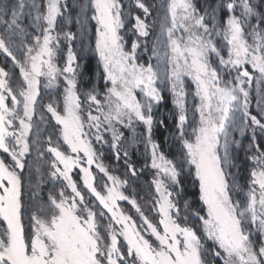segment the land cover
Here are the masks:
<instances>
[{
  "label": "snow or ice",
  "instance_id": "1",
  "mask_svg": "<svg viewBox=\"0 0 264 264\" xmlns=\"http://www.w3.org/2000/svg\"><path fill=\"white\" fill-rule=\"evenodd\" d=\"M0 54V264H264V0H0Z\"/></svg>",
  "mask_w": 264,
  "mask_h": 264
},
{
  "label": "trees",
  "instance_id": "2",
  "mask_svg": "<svg viewBox=\"0 0 264 264\" xmlns=\"http://www.w3.org/2000/svg\"><path fill=\"white\" fill-rule=\"evenodd\" d=\"M127 1V0H126ZM217 2V0H207L208 4H215ZM149 4H159V0H148ZM205 4V0H197V6L201 7L202 5ZM78 11V10H77ZM139 13V12H137ZM155 15V12L153 13ZM75 16V13H73V17ZM219 19V16H218ZM27 23V21H26ZM70 29L74 32H76V29L74 26H69ZM78 44V43H77ZM75 48H77V45L74 46ZM82 55V54H81ZM85 55V54H84ZM81 64L82 66H86L85 71H84V78L85 80H91L93 83H95V65L94 62L88 58H86V55L83 57V59L81 60ZM0 66H5L8 69H11V62L10 60H8V58H6L3 54H0ZM15 75L16 77H18V70H15ZM251 108L250 110L252 111L253 114H256V105H255V96H254V87L252 88V92H251ZM47 102V95L45 96V101ZM159 108V107H158ZM161 112H160V118H163L167 124H171L172 120H171V114L170 115H166V112L170 111L169 108V104L167 102H165V104L161 107ZM142 130V129H141ZM170 133V129H166V128H161L159 125L156 126L155 129V139H157L158 141H160L163 144L164 150L166 151V153L169 156H176L178 158V152L174 151V148L171 149V151H169V142L167 140V137L169 136ZM126 135H129L128 132H126ZM238 138H240L238 136ZM258 140H261L260 137H258ZM242 142L244 144V146L246 147L248 145V143L250 142V136H247L245 138H242ZM261 147L264 148V140H261ZM142 152H143V146H140V150L138 152H136L133 156H132V160L133 162H137L139 161V163H136V167L139 168L141 166V164L143 163L142 160ZM175 152V153H174ZM237 167L239 169L238 171V176L241 177L240 179V183L244 184L245 180L247 179V170L249 167V164L246 160V153L244 151V149H239L237 150ZM104 162L106 165H108L109 167L112 168H116V167H120L122 170V163L120 165H117L116 162L114 161V158L112 157L111 152L105 148L104 150ZM233 171H236V169H233ZM147 179H148V175L146 174L145 176L141 177L140 180V187H143L145 190L147 189ZM184 183L186 184V195L184 197V199H187L189 202L192 203V207L194 210H199L200 208V203L198 201V188L194 187L191 183V178H187ZM48 188L45 187L44 191L47 192ZM193 223H196L197 221H192ZM211 246V245H209ZM216 264H220V261L217 260Z\"/></svg>",
  "mask_w": 264,
  "mask_h": 264
},
{
  "label": "rangeland",
  "instance_id": "3",
  "mask_svg": "<svg viewBox=\"0 0 264 264\" xmlns=\"http://www.w3.org/2000/svg\"><path fill=\"white\" fill-rule=\"evenodd\" d=\"M74 3H79L80 0H73ZM125 2L127 3V1L125 0ZM159 3H160V0H159ZM78 10V9H77ZM137 14H140V13H137ZM75 17V16H74ZM71 26H74L75 29H76V32H79L80 31V25L79 24H76L75 23V19H73V23L71 24ZM87 34H86V40H85V43L87 44L88 41H92L94 43V40H93V36H94V21H89L88 22V25H87ZM76 51L79 53L80 52V48H79V44H77V48H75ZM82 56L84 57L86 55V58L92 60L94 62V65H95V83L99 82V76L97 74V64H98V61H97V58L96 56L91 53V52H87V53H81ZM85 54V55H84ZM59 63H63V60L61 59L59 61ZM188 87H189V91H191V86H190V83L188 84ZM254 87V96H255V102H257V93H256V90H255V85H253ZM252 87V88H253ZM251 92H252V89H251ZM164 95V100L154 109L156 115L159 117L160 116V112H161V105L163 106L165 104V102H167L169 104V108H170V111L169 112H166L165 114L166 115H170L173 111H174V105H173V97H172V94L170 92H168L167 90L164 91L163 93ZM250 99H252V96L250 97ZM251 105H252V102H251ZM256 105V103H255ZM159 107V108H158ZM142 128H137V131L140 132L142 131L141 130ZM130 135V133H129ZM238 138V137H237ZM170 148V146H169ZM105 150V149H104ZM169 150V149H168ZM174 151L175 152H178V148H174ZM174 152V153H175ZM105 163V162H104ZM125 210H128L129 209V205L127 203H122L121 205Z\"/></svg>",
  "mask_w": 264,
  "mask_h": 264
}]
</instances>
